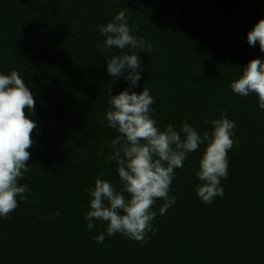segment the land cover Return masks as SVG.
Returning <instances> with one entry per match:
<instances>
[{
  "label": "trees",
  "instance_id": "16d2710c",
  "mask_svg": "<svg viewBox=\"0 0 264 264\" xmlns=\"http://www.w3.org/2000/svg\"><path fill=\"white\" fill-rule=\"evenodd\" d=\"M120 10L152 45L139 53L142 79L132 90H150L159 127L186 121L203 133L226 111L238 140L225 194L211 204L196 195L206 145L187 155L170 186L176 203L154 218L158 231L143 244L119 233L97 244L106 222L89 230L85 219L97 178L121 188L108 160L118 133L105 115L110 88L116 95L129 85L107 72L106 59L120 50L96 47L105 39L99 26ZM261 18L264 0H0V73H19L37 122L30 171L18 181L28 199L0 217V264H264V109L256 94L231 89L251 59L264 60L247 41Z\"/></svg>",
  "mask_w": 264,
  "mask_h": 264
},
{
  "label": "clouds",
  "instance_id": "9594fccd",
  "mask_svg": "<svg viewBox=\"0 0 264 264\" xmlns=\"http://www.w3.org/2000/svg\"><path fill=\"white\" fill-rule=\"evenodd\" d=\"M105 39L96 47L102 53L110 49L120 50L106 59L107 72L114 78L123 77L129 87L112 95L106 110L107 126L118 133L111 140L109 161H115L121 188L118 190L106 179L97 178L94 188L87 191L91 197L90 210L86 213L87 228L92 230L96 221L106 222V232L93 237L103 243L106 236L117 233L146 243L147 233L155 234L154 218L164 215L176 203L170 195V186L175 169L183 167L190 153L196 152L202 144L206 147L199 160L196 176L202 182L196 188V195L205 204H211L215 197L224 196L221 179L228 177V152L238 140L233 139L236 124L226 111L221 118L211 121L212 129L200 133L186 121L179 129L168 124L161 129L153 116L155 103L148 88L133 91L142 79V63L139 53L152 50L150 42L134 35L138 25L128 24L125 10H120L105 25L99 26ZM250 46L259 45L264 52V18L258 20L247 34ZM125 70L127 74L125 75ZM231 89L240 96L256 94L259 108L264 109V60L251 59L242 67V74L231 82ZM36 98L19 73H0V217L7 218L17 207L18 197L27 201L30 189L18 181L30 171L27 162L33 147L32 133L37 122L30 114L35 111ZM97 155L103 156L101 149ZM125 193L127 195H125ZM163 203L158 212L154 210L157 200ZM59 216V212L55 213ZM41 219H51L50 215Z\"/></svg>",
  "mask_w": 264,
  "mask_h": 264
}]
</instances>
